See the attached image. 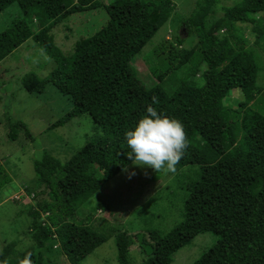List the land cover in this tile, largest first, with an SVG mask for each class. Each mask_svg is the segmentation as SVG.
I'll list each match as a JSON object with an SVG mask.
<instances>
[{
    "label": "trees",
    "instance_id": "obj_1",
    "mask_svg": "<svg viewBox=\"0 0 264 264\" xmlns=\"http://www.w3.org/2000/svg\"><path fill=\"white\" fill-rule=\"evenodd\" d=\"M219 2L197 0L183 21L189 36L197 38L193 49H183L186 40L180 37L177 47L167 41L156 48L158 67L151 70L159 84L149 89L132 61L168 22L174 0H116L107 6L99 0H0V15L14 3L21 10V17L0 33V63L32 39L56 67L45 78L25 75L24 90L42 94L52 85L72 103L71 112L50 130L83 116L101 130L65 163L47 151L34 163L36 197L42 200L28 209L33 246L19 252L15 242L9 243L0 252V264H19L26 254L32 264H51L43 253L51 239L69 264H81L106 243L104 235L90 228L91 216L80 219L77 212L135 162L128 158L124 133L147 106L182 123L187 147L176 166H198L201 174L188 185L184 220L165 236L155 230L117 234L118 264H131L136 244L142 264H172L175 253L206 233L218 242L193 264H264V87L257 82L258 56L240 27H250L254 44L264 46V0L222 7L223 17L209 24ZM100 8L109 16L107 24L65 56L52 30L75 14ZM184 66L193 76L204 66V85L184 81L168 95L162 84ZM232 89H240L244 97L236 109L223 103ZM7 125L10 141L21 133L34 141L24 122L7 116ZM0 176V187L10 182L1 163Z\"/></svg>",
    "mask_w": 264,
    "mask_h": 264
},
{
    "label": "rangeland",
    "instance_id": "obj_2",
    "mask_svg": "<svg viewBox=\"0 0 264 264\" xmlns=\"http://www.w3.org/2000/svg\"><path fill=\"white\" fill-rule=\"evenodd\" d=\"M99 1L107 6L116 0ZM174 1L175 11L168 22L132 61L137 77L149 89L159 84L151 70L158 67L156 48L164 46L167 41L177 47L176 37L186 40L183 49L191 50L197 44V38L190 37L182 26L183 21L196 8L197 0ZM241 1L220 0L217 14L209 19V24L223 17L222 7H231ZM19 17L21 10L14 3L0 15V33L9 27L12 20ZM108 20L109 16L104 8L75 14L56 25L51 36L56 46L68 57L73 54L79 41L95 35ZM240 27L243 36L250 41L252 51L258 56L261 72L257 82L264 87V46L254 44L255 35L250 27ZM55 67V62L32 39L0 63V163L10 178V182L0 187V252L12 242L16 243L19 252L33 246L30 239L32 220L28 209L36 207L37 202L42 200V197H36L34 163L42 159L45 151L65 163L89 139L101 133L89 116L78 118L64 128L50 130L57 120L71 112L73 106L70 99L52 85H48L42 94H29L24 90L22 81L28 73L45 78ZM188 68L184 66L177 70L162 84L168 95H173L184 81L193 87L200 88L204 85L202 75L205 67L202 66L197 76H193ZM242 102L244 97L240 89H232L223 101L225 106L234 109ZM7 116L24 122L34 141L23 133L17 141H10ZM137 163L135 161L108 182L78 210V218L90 215V228L106 237V243L81 264H118L116 236L119 232L137 235L142 231L155 230L165 236L184 220L188 185L200 179L198 166H175V172H166L138 166ZM96 176L102 179L101 172ZM1 178L2 176L0 181ZM43 219L47 220L46 214ZM217 242L218 238L211 233L199 235L190 246L175 253L172 264H193ZM43 253L51 264H69L55 239L47 243ZM130 260L131 264H142L138 244L131 250Z\"/></svg>",
    "mask_w": 264,
    "mask_h": 264
},
{
    "label": "clouds",
    "instance_id": "obj_3",
    "mask_svg": "<svg viewBox=\"0 0 264 264\" xmlns=\"http://www.w3.org/2000/svg\"><path fill=\"white\" fill-rule=\"evenodd\" d=\"M124 140L130 149L128 158L155 171L175 172L187 147L182 123L152 106H147L144 115L125 131ZM19 264H32L31 254H26Z\"/></svg>",
    "mask_w": 264,
    "mask_h": 264
}]
</instances>
